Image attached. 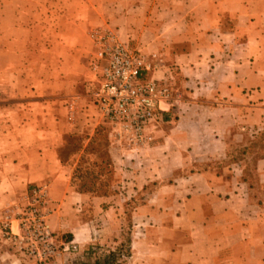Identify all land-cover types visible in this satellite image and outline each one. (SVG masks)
<instances>
[{
    "label": "crops",
    "instance_id": "obj_1",
    "mask_svg": "<svg viewBox=\"0 0 264 264\" xmlns=\"http://www.w3.org/2000/svg\"><path fill=\"white\" fill-rule=\"evenodd\" d=\"M98 26L157 54L153 77L179 84L176 118L147 151H126L131 162L110 144L115 169L131 166L123 174L136 179L125 192L166 180L161 199L176 208L161 234L144 229L132 241L168 246L137 249V263L264 264V201L254 198L243 162L229 159L230 146L264 131V0H0V210L41 185L53 230L100 240L96 216L108 198L77 192L73 165L58 157L69 132L104 127L81 83L82 51L92 49L88 34ZM224 160V168L210 165ZM253 171L264 190V158ZM89 200L97 215L87 221L80 210ZM146 210L140 203L137 223Z\"/></svg>",
    "mask_w": 264,
    "mask_h": 264
},
{
    "label": "rangeland",
    "instance_id": "obj_2",
    "mask_svg": "<svg viewBox=\"0 0 264 264\" xmlns=\"http://www.w3.org/2000/svg\"><path fill=\"white\" fill-rule=\"evenodd\" d=\"M18 4L22 3L18 2ZM11 8H14V10L16 9L15 6H12ZM85 49L86 50L82 51L81 58L83 65L81 83H85V91H87L89 94L90 86L88 85L89 82H87L89 80L86 81L84 79L85 77L88 79V75L86 74L88 73L89 54L91 53L92 49ZM144 54L150 55L152 53ZM149 75L151 76L152 72H150ZM154 79H161L166 83V85L171 90V95L173 96L174 101L172 108L168 112L163 113L161 120L158 121L156 127L152 130V141L148 145L140 147L145 151H147V148H150L153 143H156L155 141L158 139V131H160L163 126L168 125L170 121L176 118V111L174 110L176 106L174 105L179 99V92L176 91V87L179 85L178 83H174L171 78ZM175 84L177 85L175 86ZM104 129L107 132V129ZM93 134L94 133L89 134L88 132H69L64 137V143H67V146L63 150L62 154L68 164L74 166L76 163L80 162L82 164L83 170L88 168V171H92L93 173H98L101 171V168L99 167L103 166L100 162L102 158L99 157L101 153L105 152L110 157L112 163L111 176L107 179L106 184L102 185L99 181H97L95 184L97 191H106L105 195H100V197H107V202L102 203L101 207L98 209V215L95 212L93 207L94 204L91 202L92 200L86 201L84 208L80 210L81 217L87 221L90 220V218H93L95 214L97 215L96 219L98 222V229L100 230L98 237L100 240L98 239V241L94 240L92 242H82L79 241V235L76 236L74 240L69 232L53 230L49 224V227L51 231H53V235L56 238L57 245H60V243L72 242L71 245H73L74 248L63 251L62 246H60L58 253L52 259L43 263H37L33 258L21 253V251L17 249V245L0 237V264H138L136 257H133L137 249L144 252H152L154 250L161 251L168 247H163L160 242L154 244L152 238H150V240H146L145 243H140V245H132V241L136 239L137 236H144V229H146L144 232L146 237L147 235H150L151 237L154 235V232L161 234L160 231L163 227L159 224L162 223L164 219H168L169 216L167 213L176 212V208L170 209L169 207H164L166 206L165 202L161 199L162 195L164 194L162 193L163 191H159L162 184L166 182V180H149L144 184L143 190L139 191L138 193L134 190L125 192L128 188H132L133 183L136 181V179L132 177H126L123 174L124 170L131 171V166L117 164L118 170L115 169V164L113 163L109 152L111 144L109 140L105 141L101 139V144L99 143V146L97 147L98 150L96 148V151H93L92 153L85 151V145L89 138L93 136ZM263 146L264 131H261L254 139L247 140L244 145L235 147L230 146L229 148V159L243 162L245 166V177L254 185L255 192L253 196L256 200L259 199L260 201H264V190H260L261 185L258 183V178L253 171V166L255 158L259 154H264ZM117 149L121 159H129L131 162L136 160L135 156L132 157L125 154L128 152V150L122 149L121 147H117ZM137 152L139 153L138 150H134L133 152L130 151L132 155ZM82 157L84 160L83 162L81 159ZM228 162L229 161L227 160H224L223 162L212 161L210 165L224 168L229 164ZM117 173H119L120 176H117ZM256 189L258 190L256 191ZM30 191L24 196L23 199L18 198L17 203L20 205V207H23L27 204L26 198ZM140 203L148 205V210L145 211L146 216L143 218V220H141V223H137L136 212ZM110 205L114 206L113 210H109L108 206ZM46 206L49 210V215L52 214L54 211L53 207L49 202L46 204ZM154 207L157 209V211H154L155 213H153ZM4 212L5 210H0V221ZM90 229V227H85L82 229L80 236L82 237V235H88ZM12 230L15 232L17 231L16 222H12ZM149 263L153 264L152 261Z\"/></svg>",
    "mask_w": 264,
    "mask_h": 264
},
{
    "label": "built area",
    "instance_id": "obj_3",
    "mask_svg": "<svg viewBox=\"0 0 264 264\" xmlns=\"http://www.w3.org/2000/svg\"><path fill=\"white\" fill-rule=\"evenodd\" d=\"M88 35L92 44L89 101L107 129L111 145L133 152L152 141V130L173 106L170 88L149 75L161 60L155 53L145 55L131 48L110 26L95 27ZM69 110H73L72 104ZM26 199L25 207L14 203L5 210L0 237L17 245L21 253L37 263L52 259L60 246L63 251L74 248L72 242L57 245L47 222L49 200L45 187L34 186ZM14 221L16 232L12 230Z\"/></svg>",
    "mask_w": 264,
    "mask_h": 264
},
{
    "label": "trees",
    "instance_id": "obj_4",
    "mask_svg": "<svg viewBox=\"0 0 264 264\" xmlns=\"http://www.w3.org/2000/svg\"><path fill=\"white\" fill-rule=\"evenodd\" d=\"M105 132L106 131H105L104 127L96 128L93 136L90 137L88 142L86 143L84 150L88 151L89 153H92L93 151H96V148L99 146L101 139L108 141L107 132L106 133ZM66 144L67 143H64L62 145V147L58 150V157H59L60 161L63 163H66V159H64V156L62 154L63 150L67 146ZM251 147H252V145H251ZM97 150H98V148H97ZM99 157L102 158L100 162L103 166H99L101 168V171L98 173H93L92 171H88L89 170L88 168L86 170H83L82 164L80 162L76 163L73 166V171H72V175L70 178V183L75 188V190L77 192L88 193V194H91L94 196L105 195L106 191H103V192L97 191L95 184L97 183V181H99L102 185L106 184L107 179L112 174V163H111L110 157L105 152L101 153ZM259 158H264V154H259L255 158V160H257ZM81 159L83 162L84 161L83 157ZM84 264H89V263H84ZM94 264H98V263H94Z\"/></svg>",
    "mask_w": 264,
    "mask_h": 264
}]
</instances>
